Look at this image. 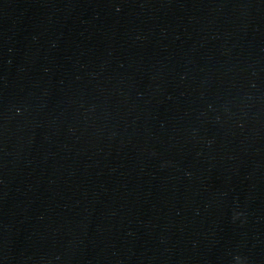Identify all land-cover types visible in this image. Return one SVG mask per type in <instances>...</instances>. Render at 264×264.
Returning <instances> with one entry per match:
<instances>
[{
	"label": "water",
	"instance_id": "obj_1",
	"mask_svg": "<svg viewBox=\"0 0 264 264\" xmlns=\"http://www.w3.org/2000/svg\"><path fill=\"white\" fill-rule=\"evenodd\" d=\"M165 0H0V264H115Z\"/></svg>",
	"mask_w": 264,
	"mask_h": 264
}]
</instances>
